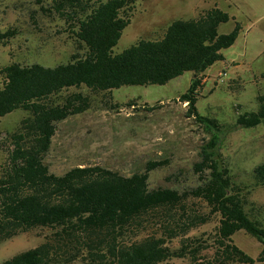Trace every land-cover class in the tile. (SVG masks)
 <instances>
[{
    "label": "trees",
    "instance_id": "16d2710c",
    "mask_svg": "<svg viewBox=\"0 0 264 264\" xmlns=\"http://www.w3.org/2000/svg\"><path fill=\"white\" fill-rule=\"evenodd\" d=\"M135 3L55 0L76 41L71 59L55 66L13 62L0 68V122L18 108L28 112L16 130L0 137V244L37 227L52 229L40 245L0 264H160L185 257L191 264H264V220L247 210V186L234 180L217 152L225 125L197 107L202 74L224 59L222 51L236 42L241 25L220 33L230 15L215 7L173 21L160 39H140L114 53ZM18 33L17 27L0 30V46ZM185 71H193L194 78L179 99L212 133L194 163L196 186L151 188L150 172L168 160H150L144 171L131 175L100 164L51 171L45 157L58 122L92 106L89 94L73 88L161 85ZM260 102L237 123L264 124V96ZM253 178L264 186V161L254 167ZM210 223L212 230L195 232ZM242 230L263 244L257 256L235 243Z\"/></svg>",
    "mask_w": 264,
    "mask_h": 264
},
{
    "label": "rangeland",
    "instance_id": "374dc122",
    "mask_svg": "<svg viewBox=\"0 0 264 264\" xmlns=\"http://www.w3.org/2000/svg\"><path fill=\"white\" fill-rule=\"evenodd\" d=\"M215 7L230 15L220 24V33L232 31L237 23L241 29L236 42L222 51L224 59L202 74L197 107L201 114L225 125L218 155L234 180L247 186V210L264 220V186H256L253 178L254 167L264 161V124L245 127L237 123L241 113L257 111L260 96H264V0H136L131 21L113 51L122 52L140 39H160L173 21L194 18ZM10 27H17L19 33L8 45L0 46V68L13 62L55 66L69 61L76 52L70 24L56 10L55 0H0V30ZM222 71L227 73L223 78ZM193 78V71H185L161 85H125L99 92L85 86L73 88L89 94L92 106L58 122L45 162L57 174L78 165L100 164L131 175L144 171L150 160H168L167 165L150 172L151 188L183 190L196 186L199 180L194 163L212 133L189 115V105L179 99ZM26 115V110L18 108L3 116L0 137L16 130ZM213 228L214 223H210L195 232ZM51 231L37 227L2 242L0 262L40 245ZM234 240L253 256L263 246L243 230ZM160 264L191 261L188 257L174 258Z\"/></svg>",
    "mask_w": 264,
    "mask_h": 264
},
{
    "label": "built area",
    "instance_id": "2783aa9c",
    "mask_svg": "<svg viewBox=\"0 0 264 264\" xmlns=\"http://www.w3.org/2000/svg\"><path fill=\"white\" fill-rule=\"evenodd\" d=\"M227 73H226V71H222V72H220V76H221V78H223V76H225ZM187 103V102H186Z\"/></svg>",
    "mask_w": 264,
    "mask_h": 264
}]
</instances>
